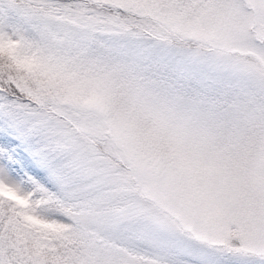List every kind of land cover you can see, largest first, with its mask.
Masks as SVG:
<instances>
[{
	"label": "snow or ice",
	"instance_id": "6c2138e0",
	"mask_svg": "<svg viewBox=\"0 0 264 264\" xmlns=\"http://www.w3.org/2000/svg\"><path fill=\"white\" fill-rule=\"evenodd\" d=\"M0 264H264V0H0Z\"/></svg>",
	"mask_w": 264,
	"mask_h": 264
}]
</instances>
